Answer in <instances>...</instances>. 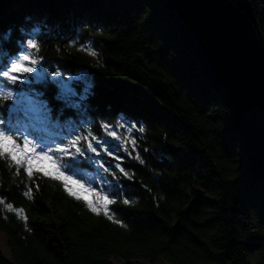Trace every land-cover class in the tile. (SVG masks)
<instances>
[{
	"label": "trees",
	"instance_id": "1",
	"mask_svg": "<svg viewBox=\"0 0 264 264\" xmlns=\"http://www.w3.org/2000/svg\"><path fill=\"white\" fill-rule=\"evenodd\" d=\"M249 1L264 37V0ZM29 38L40 44L47 69L84 73L94 86L84 113L64 109L60 116L62 105L53 102L59 119L44 134L48 142L54 146L62 132L66 142L71 121L85 130L90 122L100 135L101 122L127 118L145 127L134 133L144 163L130 145L128 155L114 144L128 177L117 173V184L87 164L74 175L131 201L113 205L121 227L91 213L60 181L43 173L29 180L0 159V199L27 216L25 222L0 204L11 256L0 250V264H264V178L247 171L227 107L157 0H0V59L11 56L10 40L19 47ZM50 76L18 92H45ZM11 102L0 100V107ZM42 166L55 173L49 162Z\"/></svg>",
	"mask_w": 264,
	"mask_h": 264
},
{
	"label": "snow or ice",
	"instance_id": "2",
	"mask_svg": "<svg viewBox=\"0 0 264 264\" xmlns=\"http://www.w3.org/2000/svg\"><path fill=\"white\" fill-rule=\"evenodd\" d=\"M19 39L23 40V37ZM8 47L11 56L0 59V100L14 103L0 107V159L10 161L9 167H15L17 175L22 170L29 180L36 173H43L45 177L60 181L64 191L76 200L83 201L91 213L103 215L112 223L124 227V222L115 218L118 210L113 205L118 202L130 205L131 201L127 198L121 201L118 191L108 193L103 189L97 190L81 179H74V175L77 169L87 164L95 166L97 172L102 170L118 184L117 173L124 177H128V173L120 163L124 157L116 155L113 143L117 149H122L128 155H131L128 152L130 145L132 152L137 153L133 158L143 164L144 160L139 155L137 137L134 133L143 134L145 127L139 121L133 123L127 118L117 124L103 121L99 128L101 134L97 135L90 122L85 121L89 123L88 129L85 130L82 123L71 121L73 127L69 139L66 142L60 140L52 146L44 134L52 126L53 119H59L53 116L51 106L53 102L62 105L59 110L60 116L64 115V109L84 113L87 111L85 102L88 101L94 86L90 82H83L82 77H73L72 80L83 82L81 90L78 91L73 87L71 80L66 81L62 78L63 73L55 71L51 74L52 79L48 82L49 86L45 92H31L27 106H23L22 102H16V98L22 96L18 92L20 85L30 83L33 75L43 70L42 58L38 56L40 44L36 39L29 38L26 45L21 44L17 47L15 39H12L8 42ZM83 48L92 56L98 55L94 45H84ZM46 93L49 94L48 98ZM21 121L25 125L23 128L18 126ZM77 128L81 129L80 133H77ZM105 156L112 157L118 162L113 167L104 160ZM45 161L55 168L54 174L44 169L42 165ZM66 172L72 174L67 175ZM100 182L115 187L111 181L104 178H101ZM72 185L78 186V190ZM31 191L29 188L24 193L28 199L32 198ZM87 196H91V199ZM0 204H4L9 212H14L22 220L27 221L23 208H15L13 204L3 199H0Z\"/></svg>",
	"mask_w": 264,
	"mask_h": 264
},
{
	"label": "water",
	"instance_id": "3",
	"mask_svg": "<svg viewBox=\"0 0 264 264\" xmlns=\"http://www.w3.org/2000/svg\"><path fill=\"white\" fill-rule=\"evenodd\" d=\"M227 107L246 169L264 178V37L249 0H157Z\"/></svg>",
	"mask_w": 264,
	"mask_h": 264
},
{
	"label": "rangeland",
	"instance_id": "4",
	"mask_svg": "<svg viewBox=\"0 0 264 264\" xmlns=\"http://www.w3.org/2000/svg\"><path fill=\"white\" fill-rule=\"evenodd\" d=\"M43 71V70H42ZM37 72L35 75H33V79H38V75H40V73L42 72ZM31 75V74H30ZM73 77H82L83 78V82H90L89 78L86 77V75L84 73H79V74H74V73H69V74H65L63 75V79L68 81L71 80L73 87H75L76 89H80L82 88V83L81 81H77V80H72ZM52 78V77H51ZM59 78V77H58ZM32 79V80H33ZM0 250L3 254L4 257H6L7 259H10V251L9 248L7 246V240H6V236L4 235L3 232L0 231ZM112 264H123L120 260H118L117 258H112L111 259Z\"/></svg>",
	"mask_w": 264,
	"mask_h": 264
},
{
	"label": "bare ground",
	"instance_id": "5",
	"mask_svg": "<svg viewBox=\"0 0 264 264\" xmlns=\"http://www.w3.org/2000/svg\"><path fill=\"white\" fill-rule=\"evenodd\" d=\"M71 74H72V72H71ZM52 124H54V121L52 122ZM55 125V124H54ZM61 134V137H58V135H56V136H54V138H58V139H61V140H63V139H65L66 138V136H67V134L66 133H60ZM114 144L115 143H113V146H114ZM115 147V146H114Z\"/></svg>",
	"mask_w": 264,
	"mask_h": 264
}]
</instances>
